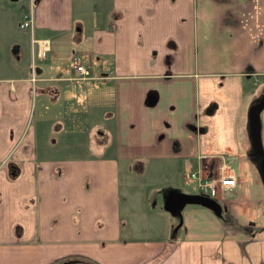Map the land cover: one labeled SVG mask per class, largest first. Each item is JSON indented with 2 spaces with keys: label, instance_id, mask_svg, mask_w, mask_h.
<instances>
[{
  "label": "crops",
  "instance_id": "0c3cea01",
  "mask_svg": "<svg viewBox=\"0 0 264 264\" xmlns=\"http://www.w3.org/2000/svg\"><path fill=\"white\" fill-rule=\"evenodd\" d=\"M0 35V264H264V0H0ZM256 105L250 157L234 139ZM219 161L220 211L177 198ZM151 163L163 201L137 207Z\"/></svg>",
  "mask_w": 264,
  "mask_h": 264
},
{
  "label": "rangeland",
  "instance_id": "374dc122",
  "mask_svg": "<svg viewBox=\"0 0 264 264\" xmlns=\"http://www.w3.org/2000/svg\"><path fill=\"white\" fill-rule=\"evenodd\" d=\"M19 8H22V6L20 4H19ZM18 12H19V10H17L16 14H14V16L11 17L9 20V26L13 27V30L16 34H17V32H22L23 31L22 29H26V28H19L17 25V20L21 18V16L18 15L19 14ZM39 39H41V38H39ZM1 40H5V39H2V35H0V41ZM1 48H2V43L0 42V72H5V66H6L7 62L3 61L4 60V53L2 52ZM71 58H72V56H71ZM89 69H90V67H89ZM74 77L79 78V79L89 78V77L81 78V77H76V76H74ZM262 95H264V94H262V91H261L259 93V95L255 96L254 99L256 101L261 100V102H262L264 100ZM248 111H249V107H248L247 112ZM258 118H259V112H258ZM246 120L247 121H246L244 130L242 128L240 129L239 138L234 139V141L238 142V145L241 144L242 141H244V143H245L244 149H242L240 146L239 147L240 152L243 151L244 154L252 157L253 155H255V154L251 155L252 151L254 150L255 152H257L258 146L254 142V137H253V134L251 131L252 127L254 126L253 121L251 120V118L249 116H247ZM252 124H253V126H252ZM259 126H260V121H259ZM258 136H259V128H258ZM259 140H260V138H259ZM221 164H222L221 161L216 162V164L214 165V168H217ZM228 164H230V163L228 162ZM139 165L142 167V163H140ZM230 165H233V164H230ZM194 168L195 167H192V169H194ZM259 170H261V168H259ZM161 173L162 172L160 169V164L151 163V164L146 165V168L144 167L142 169V173H141L142 178L141 179H139L137 181H135V179H133V182L135 181V187L143 185L144 181L149 183L148 189H144V190L138 191V192L136 189L130 191L129 198L134 202V204H136L137 207L141 206V202H142V205H144V204L145 205L146 204L151 205L154 200H157L158 202L163 201L161 199L162 192L159 191V189H160L159 185L160 184H158L157 186L154 187L155 184L162 182V179H159L160 177L163 178V174H162V176H160ZM200 173L203 174L202 171ZM120 174H121V172H120ZM184 176H183L182 181H181L182 184L179 185V187L183 190L195 191L197 189L196 188L197 179L187 178ZM126 184H125V186H127ZM141 193L143 194L144 200L139 198L141 196ZM122 198H123V196L120 195V199H122ZM137 215H138L137 219L142 222V225H141L142 227L152 230L154 234L157 232L154 225H152V227H147L148 224H150L149 223L150 221L147 220V214H145L144 211L138 210ZM134 216H136V215H134ZM172 228H174V227H172Z\"/></svg>",
  "mask_w": 264,
  "mask_h": 264
},
{
  "label": "built area",
  "instance_id": "2783aa9c",
  "mask_svg": "<svg viewBox=\"0 0 264 264\" xmlns=\"http://www.w3.org/2000/svg\"><path fill=\"white\" fill-rule=\"evenodd\" d=\"M31 11L27 10L21 14L18 26L20 28L30 27L32 22ZM32 60L35 58H43L48 49V43L43 39L31 37ZM74 70L77 72L76 77H92L91 70L85 64L80 54H74L71 58ZM33 64V63H32ZM204 156V155H203ZM202 156V157H203ZM204 168V166H203ZM200 167L187 169L186 177L197 179L196 192L223 201L225 193L234 188L237 184L235 175L225 169V165L221 164L218 168H214L213 172L201 174ZM216 169V170H215Z\"/></svg>",
  "mask_w": 264,
  "mask_h": 264
},
{
  "label": "water",
  "instance_id": "95a60500",
  "mask_svg": "<svg viewBox=\"0 0 264 264\" xmlns=\"http://www.w3.org/2000/svg\"><path fill=\"white\" fill-rule=\"evenodd\" d=\"M260 109V105L253 106L250 110V115L254 123V141L257 146H260V140L258 136V127H259V121H258V110ZM176 196L179 200L183 202H191V203H199L213 211H220L221 210V204L214 198L198 194V193H188V192H177Z\"/></svg>",
  "mask_w": 264,
  "mask_h": 264
},
{
  "label": "trees",
  "instance_id": "16d2710c",
  "mask_svg": "<svg viewBox=\"0 0 264 264\" xmlns=\"http://www.w3.org/2000/svg\"><path fill=\"white\" fill-rule=\"evenodd\" d=\"M208 174H210V172H208Z\"/></svg>",
  "mask_w": 264,
  "mask_h": 264
}]
</instances>
